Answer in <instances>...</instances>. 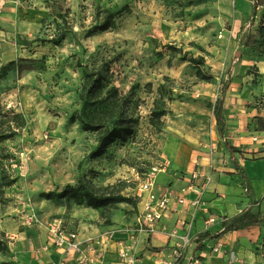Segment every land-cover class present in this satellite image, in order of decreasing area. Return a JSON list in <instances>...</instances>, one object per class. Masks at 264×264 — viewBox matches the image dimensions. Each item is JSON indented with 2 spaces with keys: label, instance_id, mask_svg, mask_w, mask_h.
Instances as JSON below:
<instances>
[{
  "label": "rangeland",
  "instance_id": "1",
  "mask_svg": "<svg viewBox=\"0 0 264 264\" xmlns=\"http://www.w3.org/2000/svg\"><path fill=\"white\" fill-rule=\"evenodd\" d=\"M252 2L0 0V264L59 225L116 226L100 235L141 229L136 193L145 174L161 170V188L169 175L197 169L214 149L222 86L264 61V8L261 14ZM109 11L116 24L101 32ZM103 64L113 74L108 89L130 98L133 133L90 159L98 134L76 117L86 74ZM156 102L166 110L160 132L149 124ZM81 177L130 200L94 208L44 197ZM77 205L78 225L71 220Z\"/></svg>",
  "mask_w": 264,
  "mask_h": 264
},
{
  "label": "crops",
  "instance_id": "2",
  "mask_svg": "<svg viewBox=\"0 0 264 264\" xmlns=\"http://www.w3.org/2000/svg\"><path fill=\"white\" fill-rule=\"evenodd\" d=\"M263 8L256 9L262 14ZM255 64V74H232L224 97L227 139L239 150L237 158L251 179L250 186L244 184L217 134L212 153L197 169L191 165L185 176L169 175L168 185L158 187L171 192L173 206L162 221L156 222L153 232L114 229L113 240L120 248L128 246L136 252L139 264H194V260L198 264H229L231 253L235 256L233 264H264V61ZM246 211L260 223L225 230ZM71 218L78 225V205L73 207ZM212 218L214 222H210ZM113 227L76 230L85 240ZM47 233L42 240L35 237L30 247H19L12 264H58V252L50 245L51 234ZM202 233L209 237L200 241ZM187 236L184 254L176 259L174 251L184 245ZM219 244L220 251L214 252ZM117 256L114 249L105 255V261L114 263Z\"/></svg>",
  "mask_w": 264,
  "mask_h": 264
},
{
  "label": "trees",
  "instance_id": "3",
  "mask_svg": "<svg viewBox=\"0 0 264 264\" xmlns=\"http://www.w3.org/2000/svg\"><path fill=\"white\" fill-rule=\"evenodd\" d=\"M255 8L264 7V0H256ZM115 15L113 12H106L103 21L97 27L101 32L108 31L115 26ZM258 33L264 36V12L259 21ZM196 62L197 59L189 60ZM113 79V74L108 65L103 64L94 71L86 74L85 84L80 93V100L83 102L82 110L77 115L76 120L79 121L85 131L95 132L98 134V145L96 149L89 153L90 159H97L106 153L110 145L117 141H125L133 133L131 127L132 119L128 117L127 110L132 106L128 96L121 95L117 89L109 90L108 87ZM151 88V85H148ZM163 88V87H162ZM228 89V84H224L221 89L222 99L219 105L216 104L214 114L218 123V134L223 140L224 148L228 151L231 161L233 162L238 174L244 181V184L249 187L251 179L249 178L246 169L242 166L237 158L239 150L233 146L227 139L226 135V120L224 116V97ZM163 94V93H162ZM162 99V98H161ZM89 111V112H87ZM166 110L156 106L152 111L149 119V124L157 131L163 129L162 117ZM5 135L0 133V139ZM107 188H97L91 182L81 177L76 184H68L61 191H51L45 193L44 197L49 200H70L77 204L87 202L90 207L102 208L107 207L112 203L126 202L130 199L123 198L120 195L112 197L107 194ZM249 211L244 215L234 220L232 224L226 226V231L232 229H242L259 224L260 221L252 220ZM238 223V224H236ZM208 233L199 235V240L208 238Z\"/></svg>",
  "mask_w": 264,
  "mask_h": 264
},
{
  "label": "built area",
  "instance_id": "4",
  "mask_svg": "<svg viewBox=\"0 0 264 264\" xmlns=\"http://www.w3.org/2000/svg\"><path fill=\"white\" fill-rule=\"evenodd\" d=\"M256 2V0H253V5ZM160 172L161 170L155 168L146 173L136 193L141 199L139 204L141 206L139 224L143 232H153L156 222L162 221L166 214L172 210L173 200L171 192L169 190H160L156 183ZM178 202L183 203L184 200L178 199ZM28 219L29 223L38 221L34 216H29ZM214 221L215 219H210V222ZM50 234V245L56 248L60 258L58 264H139L140 261L137 253L128 246L120 248L116 244L113 240V233L81 240L76 229H67L59 225L50 228ZM188 243L189 238L187 236L184 240V245L182 247L178 246L174 251L176 259H180L183 256ZM48 248L46 246V249ZM220 248L221 244L214 247L213 251L219 252ZM114 249L117 251V259L114 263H107L105 255ZM234 262V253H231L229 255V264ZM198 263V260H194V264Z\"/></svg>",
  "mask_w": 264,
  "mask_h": 264
}]
</instances>
